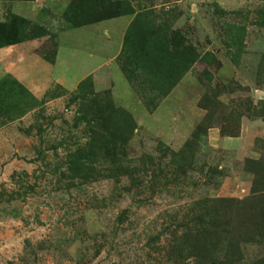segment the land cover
Wrapping results in <instances>:
<instances>
[{
	"label": "rangeland",
	"instance_id": "1",
	"mask_svg": "<svg viewBox=\"0 0 264 264\" xmlns=\"http://www.w3.org/2000/svg\"><path fill=\"white\" fill-rule=\"evenodd\" d=\"M37 1L0 49L99 25L101 68L0 78V264H264V0Z\"/></svg>",
	"mask_w": 264,
	"mask_h": 264
},
{
	"label": "crops",
	"instance_id": "2",
	"mask_svg": "<svg viewBox=\"0 0 264 264\" xmlns=\"http://www.w3.org/2000/svg\"><path fill=\"white\" fill-rule=\"evenodd\" d=\"M52 2L51 0H38L32 9L33 15L35 12L37 13V9L52 10ZM59 4L62 6L61 3ZM64 10L65 8H63ZM59 13L53 12L55 16ZM32 18L30 19L32 20ZM106 24L108 26V24L114 25L115 23ZM102 28L103 26L97 25L90 31L85 28L69 31L72 36L56 54L53 63H48L35 54L47 37H37L1 48L0 78L10 75L34 93H43L53 84L73 90L82 80L95 75L101 68L100 58L94 52L100 50L98 33L102 32ZM104 31L103 35L111 40L112 34H109V31ZM112 45L115 46L112 43L109 46ZM70 55L75 57L76 66H73L69 61ZM95 85L97 86L96 82Z\"/></svg>",
	"mask_w": 264,
	"mask_h": 264
},
{
	"label": "trees",
	"instance_id": "3",
	"mask_svg": "<svg viewBox=\"0 0 264 264\" xmlns=\"http://www.w3.org/2000/svg\"><path fill=\"white\" fill-rule=\"evenodd\" d=\"M64 17H65V14H64ZM89 80H85L84 82H82V84H80V86H79V89L81 88V86L84 84V83H86V82H88ZM122 115H123V117H124V119L127 121L126 123H127V127H130V124H131V122H130V119H129V117L127 116V115H125V114H123V113H121ZM132 126V125H131ZM115 144H121V145H124L125 144V141H122V142H120V143H115ZM115 144L113 143V144H111L110 146H115ZM107 146L108 145H106L105 146V148L103 147V150H105L106 148H107Z\"/></svg>",
	"mask_w": 264,
	"mask_h": 264
}]
</instances>
